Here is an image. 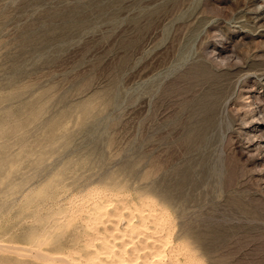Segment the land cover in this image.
<instances>
[{
    "label": "rangeland",
    "instance_id": "rangeland-1",
    "mask_svg": "<svg viewBox=\"0 0 264 264\" xmlns=\"http://www.w3.org/2000/svg\"><path fill=\"white\" fill-rule=\"evenodd\" d=\"M191 167L201 186L161 183ZM115 183L166 208L170 250L203 256L216 218L212 258L264 255V0H0V240Z\"/></svg>",
    "mask_w": 264,
    "mask_h": 264
},
{
    "label": "bare ground",
    "instance_id": "bare-ground-1",
    "mask_svg": "<svg viewBox=\"0 0 264 264\" xmlns=\"http://www.w3.org/2000/svg\"><path fill=\"white\" fill-rule=\"evenodd\" d=\"M213 81L215 80L211 77V83ZM216 83L212 86L209 84L207 89L209 87L216 89L219 82ZM213 108L214 105L208 106L207 122L213 115L211 113ZM194 132L199 135L198 131ZM193 171L191 167L181 171L179 176L174 174L171 182L169 173L168 177L162 178L161 183L169 188L170 186L197 188L202 185L203 178L199 180ZM114 185L106 189L87 188L88 191L82 195H78L79 192L74 193V187L64 186L58 191L56 189L53 194L46 195L38 205L36 200L37 215L43 211H46V214L39 217L36 225L33 221V226L23 230V240L17 239L16 234L19 231L15 226L8 230V242L0 240V264H180L177 253L182 249L187 250L189 264H197V261L199 264H228L212 258L220 253L223 246L228 245L221 243L218 238V219L214 218L204 224L203 256H199L190 241L179 243L170 250V215L167 210L164 211L166 208L154 207L156 200L153 197L151 199L154 201L144 197L148 192L144 195L143 192L141 195L138 193L139 198L135 202L136 199L130 200L127 193L117 190H126L125 185L116 186V183ZM160 185L157 184V187ZM34 188L32 190H36ZM26 194L23 193L22 197L24 198ZM147 195L148 198L152 196ZM157 203L160 202L157 200ZM32 214H35L34 211ZM242 237L244 240L238 249L240 251L247 249L250 242L252 243L248 233ZM257 258L251 261L239 260L231 264H264L263 254Z\"/></svg>",
    "mask_w": 264,
    "mask_h": 264
}]
</instances>
